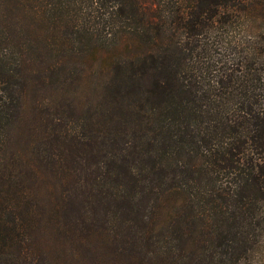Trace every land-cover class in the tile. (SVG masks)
Returning <instances> with one entry per match:
<instances>
[{"label": "trees", "instance_id": "16d2710c", "mask_svg": "<svg viewBox=\"0 0 264 264\" xmlns=\"http://www.w3.org/2000/svg\"><path fill=\"white\" fill-rule=\"evenodd\" d=\"M260 3L0 0V264H251Z\"/></svg>", "mask_w": 264, "mask_h": 264}, {"label": "rangeland", "instance_id": "374dc122", "mask_svg": "<svg viewBox=\"0 0 264 264\" xmlns=\"http://www.w3.org/2000/svg\"><path fill=\"white\" fill-rule=\"evenodd\" d=\"M258 1L261 2L260 4L264 3V0H258ZM251 29L254 33L260 31V29H264V19L257 21L253 26V28ZM219 38L220 37H217V39ZM222 38L225 39L224 37ZM221 42H223V40ZM219 49L221 50V52L223 51L222 56H224L225 58H231L237 55V50L235 49L232 48L228 49V47H222V46ZM250 262L251 264H264V223L261 234L258 236V240L256 244H254V248L250 256ZM82 264L84 263L82 262Z\"/></svg>", "mask_w": 264, "mask_h": 264}]
</instances>
